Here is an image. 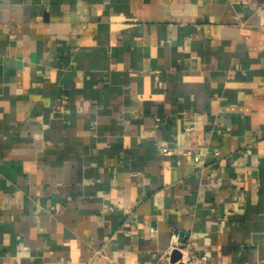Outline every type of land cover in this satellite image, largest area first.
Instances as JSON below:
<instances>
[{"label":"crops","instance_id":"crops-1","mask_svg":"<svg viewBox=\"0 0 264 264\" xmlns=\"http://www.w3.org/2000/svg\"><path fill=\"white\" fill-rule=\"evenodd\" d=\"M175 232L264 264V0H0V264Z\"/></svg>","mask_w":264,"mask_h":264},{"label":"built area","instance_id":"built-area-1","mask_svg":"<svg viewBox=\"0 0 264 264\" xmlns=\"http://www.w3.org/2000/svg\"><path fill=\"white\" fill-rule=\"evenodd\" d=\"M154 230V228H152ZM178 233H172L173 243L171 248L164 253L159 254L151 264H176L182 261L183 264H214L208 257L197 251L189 242H180ZM178 249L181 253L176 261L170 260V253L173 249Z\"/></svg>","mask_w":264,"mask_h":264},{"label":"water","instance_id":"water-1","mask_svg":"<svg viewBox=\"0 0 264 264\" xmlns=\"http://www.w3.org/2000/svg\"><path fill=\"white\" fill-rule=\"evenodd\" d=\"M180 255H181V253H180V251L178 249H176V248L173 249L171 251V253H170V260L174 262V261L178 260V258L180 257ZM176 264H183V263H182V261H179Z\"/></svg>","mask_w":264,"mask_h":264}]
</instances>
